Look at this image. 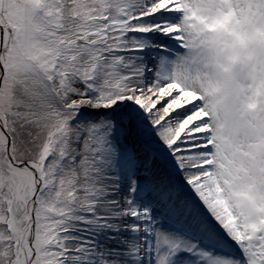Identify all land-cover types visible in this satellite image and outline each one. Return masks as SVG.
<instances>
[{
  "label": "snow or ice",
  "instance_id": "6c2138e0",
  "mask_svg": "<svg viewBox=\"0 0 264 264\" xmlns=\"http://www.w3.org/2000/svg\"><path fill=\"white\" fill-rule=\"evenodd\" d=\"M0 264H264V0H0Z\"/></svg>",
  "mask_w": 264,
  "mask_h": 264
}]
</instances>
